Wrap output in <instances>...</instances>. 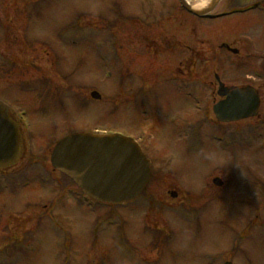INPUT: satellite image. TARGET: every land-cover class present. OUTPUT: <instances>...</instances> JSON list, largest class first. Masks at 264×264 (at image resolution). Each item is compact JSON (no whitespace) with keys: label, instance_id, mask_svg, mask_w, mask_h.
Returning a JSON list of instances; mask_svg holds the SVG:
<instances>
[{"label":"rangeland","instance_id":"rangeland-1","mask_svg":"<svg viewBox=\"0 0 264 264\" xmlns=\"http://www.w3.org/2000/svg\"><path fill=\"white\" fill-rule=\"evenodd\" d=\"M166 5L178 2L0 0V100L16 116L26 111L30 124L27 162L16 173L0 175V264H129L120 254L101 252L104 239L89 249L93 239L86 226L93 217L76 206L74 182L50 161L64 136L96 129L139 138L152 160L150 192L180 184L188 204L199 208L178 257L165 264H223L230 258L234 264H264V127L255 134L253 123L244 121L229 128L233 136L209 135L213 112L197 99L189 67L181 64V72L168 46L147 50L148 38L168 45L172 36H161L160 27L141 31L126 12ZM187 51L181 50L182 62ZM231 62L223 63L229 66L225 71L244 72ZM246 66L251 74L257 64ZM93 90L101 100L91 97ZM260 113L264 120V93ZM216 169L231 182L221 191L207 183ZM65 185H74L69 194ZM161 215L171 225L173 210ZM242 240L245 258L233 251Z\"/></svg>","mask_w":264,"mask_h":264},{"label":"flooded vegetation","instance_id":"flooded-vegetation-1","mask_svg":"<svg viewBox=\"0 0 264 264\" xmlns=\"http://www.w3.org/2000/svg\"><path fill=\"white\" fill-rule=\"evenodd\" d=\"M195 6L200 8L203 4H195ZM129 12L132 25H139L142 28L141 31L145 27L150 32H154L160 27L161 36H164L165 32H168V36H172L167 42L168 45L164 42L159 43L158 39H150L146 35L143 41L147 42L148 38L151 44L146 45L147 50L150 47L152 52H160L161 47L168 46L166 48L173 51V58H177V61L174 60L175 66H180L181 72V64L185 63L189 67L188 78L192 82L193 89L200 94L199 101L206 103L212 111L217 103L228 100L229 96L239 99L247 96L249 92L258 95L262 105L264 71L259 69L264 67V64H261L264 63V0H251L245 4H230L228 0H220L210 13L226 14L214 20L206 16L199 17L186 11L180 5L153 8L148 12L136 6L130 8ZM163 26L171 28L172 32L164 31ZM135 36L131 35V42L134 45L137 41L133 39ZM182 49L188 50L184 62L180 60ZM230 60L239 63L236 64L237 68L244 72L225 71L229 66L226 68L223 63H229ZM233 62H231L232 66ZM200 63L206 65L198 72L197 67ZM249 64H257L254 66L255 71L251 74L243 69ZM205 91L209 92V97L206 99L203 98ZM244 121L253 123L251 124L254 126L255 134L259 132L261 122H264L261 113L256 118L235 122H224L215 117L208 123L210 125L209 135L212 137L233 136L229 128H235ZM153 174L152 169V178ZM224 175L222 171L216 169L209 176L208 187L214 191H221L228 187L230 183ZM214 178H220L224 184L216 187L212 183ZM176 185L175 187L173 184H168L164 189L162 186L159 188L161 192L156 191L155 193L150 192L149 184L141 201L137 202L140 200L137 199L123 205L98 202L86 197L79 190L82 198L77 201L76 206L86 209L93 217L86 226L89 230L86 234L92 235L93 239L89 249L94 251L96 246L92 247V244L95 245L98 240L104 239L105 246L99 247L101 252L113 256L120 254L129 260V264H146L147 262L165 264L166 258L168 260L177 258L181 241L190 235L195 222L191 220V217L199 208L195 204H188L185 197L186 192L180 184ZM172 192L176 195L175 197L172 196ZM166 208H172L174 211L171 225L161 215ZM133 210L140 214L145 213L134 216L131 215ZM149 218L152 219L151 222L148 221ZM255 221V225L260 227L257 217ZM169 237L172 239L173 249L166 253ZM147 250L152 254L148 256ZM233 251H238L241 255L246 253L245 248L240 246ZM226 260L236 263L233 258ZM184 263L187 262L176 264Z\"/></svg>","mask_w":264,"mask_h":264},{"label":"water","instance_id":"water-1","mask_svg":"<svg viewBox=\"0 0 264 264\" xmlns=\"http://www.w3.org/2000/svg\"><path fill=\"white\" fill-rule=\"evenodd\" d=\"M218 0H213L216 3ZM194 11L187 0H181ZM94 99H101L93 91ZM259 101L253 96L230 97L215 112L224 121H236L258 112ZM23 126L11 110L0 102V173L8 174L23 166L28 154ZM51 162L55 169L72 178L83 191L103 202L122 204L137 198L151 179L150 160L133 141L118 135H69L55 146ZM221 185L220 181H215ZM226 264H232L228 262Z\"/></svg>","mask_w":264,"mask_h":264},{"label":"bare ground","instance_id":"bare-ground-1","mask_svg":"<svg viewBox=\"0 0 264 264\" xmlns=\"http://www.w3.org/2000/svg\"><path fill=\"white\" fill-rule=\"evenodd\" d=\"M191 2H194L195 4H198V5H201L202 3H205L206 0H189ZM29 129H30V126H29Z\"/></svg>","mask_w":264,"mask_h":264}]
</instances>
